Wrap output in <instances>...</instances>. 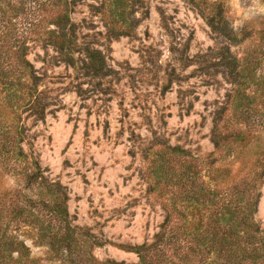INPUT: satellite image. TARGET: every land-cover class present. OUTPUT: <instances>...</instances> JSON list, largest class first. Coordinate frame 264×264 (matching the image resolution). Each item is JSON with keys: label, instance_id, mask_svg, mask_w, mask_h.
Here are the masks:
<instances>
[{"label": "rangeland", "instance_id": "374dc122", "mask_svg": "<svg viewBox=\"0 0 264 264\" xmlns=\"http://www.w3.org/2000/svg\"><path fill=\"white\" fill-rule=\"evenodd\" d=\"M76 1L80 42L100 49L112 73L81 78L58 63L52 49L31 44L29 59L51 106L43 121L25 114L24 148L51 181L67 189L74 224L102 244L94 248L96 258L136 264L138 257L123 246L150 241L166 216L163 201L149 190V150L163 143L200 161L219 157L213 120L231 106L234 59L240 66L260 59L256 74L264 76V0H222L230 27L245 37L241 43L218 36L207 24L197 5L215 0H140L137 25L116 40L109 39L97 11L101 0ZM260 102L253 116L264 121ZM257 126L246 131L250 148L238 147L217 163L231 171V180L243 176V165L264 158V126ZM21 185L0 172V198ZM261 194L256 219L264 230V185ZM16 234L42 264H63L48 259L33 227L22 225Z\"/></svg>", "mask_w": 264, "mask_h": 264}, {"label": "trees", "instance_id": "16d2710c", "mask_svg": "<svg viewBox=\"0 0 264 264\" xmlns=\"http://www.w3.org/2000/svg\"><path fill=\"white\" fill-rule=\"evenodd\" d=\"M138 3L101 0L97 11L109 39L131 34ZM76 5V0H0V172L22 184L0 198V264H42L16 234L22 225L36 229V243L47 248L49 260L126 264L96 258L94 248L102 244L74 224L67 189L51 181L24 148L29 132L25 114L43 121L51 106L39 71L29 59L31 44L52 49L58 63L73 68L81 78L103 79L112 73L100 49L80 42L73 20ZM197 6L218 36L244 41L230 27L222 0ZM261 62L254 58L240 66L234 59L231 106L213 120L212 142L219 157L200 161L179 146L163 143L150 148L149 190L163 201L166 216L150 241L123 246L138 257L136 264H264V230L256 219L264 158L251 167L243 165L239 172L243 176L233 180L228 168L216 167L238 147L250 148L246 131L264 126L253 116L257 101L264 106V76L256 74Z\"/></svg>", "mask_w": 264, "mask_h": 264}]
</instances>
